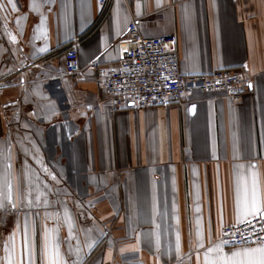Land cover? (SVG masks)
<instances>
[{"label":"crops","instance_id":"obj_1","mask_svg":"<svg viewBox=\"0 0 264 264\" xmlns=\"http://www.w3.org/2000/svg\"><path fill=\"white\" fill-rule=\"evenodd\" d=\"M134 19L177 36L184 74L246 66L248 92L115 108L67 74L71 44L81 67L115 64ZM253 173L264 197V0H0V264H28L26 229L35 264L45 233L66 264H213L257 246L220 242L252 218L237 207Z\"/></svg>","mask_w":264,"mask_h":264},{"label":"built area","instance_id":"obj_2","mask_svg":"<svg viewBox=\"0 0 264 264\" xmlns=\"http://www.w3.org/2000/svg\"><path fill=\"white\" fill-rule=\"evenodd\" d=\"M111 0H98L107 7ZM142 20H132L126 34L116 43L115 64L96 60L81 67L74 44L64 49L69 75L89 72L115 108L149 109L177 104L194 92L223 93L238 102L248 92L251 76L246 66L219 69L205 75L184 74L179 65L178 39L175 34L156 38L141 36ZM224 226L220 242L228 248L258 245L264 238V218H250Z\"/></svg>","mask_w":264,"mask_h":264},{"label":"snow or ice","instance_id":"obj_3","mask_svg":"<svg viewBox=\"0 0 264 264\" xmlns=\"http://www.w3.org/2000/svg\"><path fill=\"white\" fill-rule=\"evenodd\" d=\"M9 2H11V0H9ZM45 171L47 170L45 169ZM52 178L55 179L54 176ZM10 192L11 189L9 185V194L6 197L3 194H0V201L5 198L11 201ZM0 206H3L2 203H0ZM12 206L15 207V204ZM237 210L245 218L252 217L255 219L258 215L264 218V197L261 196V189L255 173H253L250 182L245 181L242 188L238 189ZM245 222L251 223L250 220H245ZM25 251L28 258V264H35L33 247L27 229L25 230ZM209 251L218 254L217 258L213 261V264H264V238H260V242L256 247H249L243 251L233 252L230 257L223 255L219 247H215ZM41 256L42 258H47V264H66L60 256L59 245L56 244L55 239L49 237L47 233H45ZM9 264H14L11 258H9Z\"/></svg>","mask_w":264,"mask_h":264}]
</instances>
